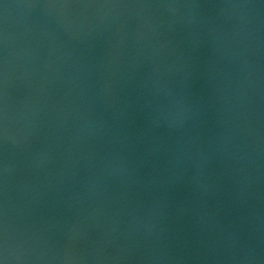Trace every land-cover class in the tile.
<instances>
[{
  "label": "water",
  "instance_id": "95a60500",
  "mask_svg": "<svg viewBox=\"0 0 264 264\" xmlns=\"http://www.w3.org/2000/svg\"><path fill=\"white\" fill-rule=\"evenodd\" d=\"M0 264H264V0H0Z\"/></svg>",
  "mask_w": 264,
  "mask_h": 264
}]
</instances>
